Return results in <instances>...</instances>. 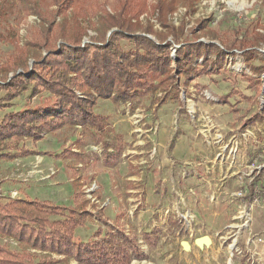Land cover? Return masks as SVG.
<instances>
[{
	"label": "rangeland",
	"instance_id": "rangeland-1",
	"mask_svg": "<svg viewBox=\"0 0 264 264\" xmlns=\"http://www.w3.org/2000/svg\"><path fill=\"white\" fill-rule=\"evenodd\" d=\"M57 1L62 3L0 0V65H7L8 79L23 70L18 67L19 61L23 62L22 50L31 71L35 55L45 56L47 48H60L62 24L65 18L74 19V10H66L69 12H64L65 16L56 17L52 23ZM81 1L89 7V16L79 18L80 26L88 31L82 45L92 44L102 33L109 39L116 30L110 26L111 17L117 13V1L77 3L82 5ZM147 1L148 11L139 20L143 25L151 24L155 31L166 32L158 21L157 1ZM169 21L183 31L180 44L193 41L196 31L201 41L207 42L214 34L219 38L215 41L219 46H230L242 37H255L258 31L264 35V0H199L194 11L179 6ZM201 21L207 22L203 31L198 26ZM169 41L176 42L173 37ZM121 45L126 50L133 46L128 40H122ZM257 48L264 53V43ZM234 53L228 56L229 62L219 74L193 76L188 88L160 87L128 103L100 99L95 111L106 117L102 131L65 125L45 133L43 140L36 143L31 139L21 141L19 146L25 145L30 154L15 160L0 159V202L27 199L73 206L76 189L89 201L92 212L109 208V217L116 220L110 207L117 205L111 200L114 196L129 198L137 191V198L147 202L148 193L155 200L161 199L151 205L149 218L140 216L145 209L142 203L133 211L134 215L123 211L121 218L125 213L129 218L116 223L138 237L140 248L147 255V259L134 260L133 264H264V245H247L251 236L264 238V74L249 68L242 52ZM251 64L263 67L264 57ZM30 95L31 90L13 100L11 108L0 111V120L7 112L49 102V93L33 99ZM77 95L84 97L81 92ZM107 148L116 157L111 161L106 160ZM163 163L168 166H162ZM182 163L200 164V176L184 178ZM94 183L100 187L94 192L95 202L86 196ZM240 187L248 191L255 188L262 198L247 227L243 226L245 221L235 219L239 216L238 205L229 196ZM107 198H111L108 203ZM124 203L125 200L123 206ZM188 208L199 214L191 227L182 222L179 214ZM169 218L170 222H162ZM99 227L104 232L108 230L95 217L76 230V237L79 241H92ZM203 236L212 239L211 245H196V240ZM148 237L157 239L156 243L150 244ZM183 241L191 244L190 251L184 250ZM0 244L12 251H22L12 238L0 237ZM255 253L261 254L260 261ZM35 254L36 264H77L74 260L66 263L55 254Z\"/></svg>",
	"mask_w": 264,
	"mask_h": 264
},
{
	"label": "trees",
	"instance_id": "trees-1",
	"mask_svg": "<svg viewBox=\"0 0 264 264\" xmlns=\"http://www.w3.org/2000/svg\"><path fill=\"white\" fill-rule=\"evenodd\" d=\"M78 1L62 0L59 4L57 1L52 23L56 17L65 16L69 12L66 10H74V19L65 18L62 24L60 48L50 47L45 56L35 55L31 71L22 50L23 62L19 61L18 67L23 70L11 79L7 65H0L3 82L0 94L4 93L0 96V111L11 108L13 100L29 90L30 99L44 92L50 95L46 105L7 112L0 120V159L9 161L30 154L25 145L19 146L21 141L31 139L36 143L43 140L45 133L65 125L102 131L106 117L95 111L100 99L128 103L160 87L188 88L193 76L214 75L224 70L228 56L235 55V50L242 52L249 68L264 74V66L251 64L256 58L264 57V53L257 51L264 43V35L259 31L253 38L242 37L224 47L215 42L219 39L216 35L204 42L194 31L193 41L180 44L183 31L171 26L169 17L181 5L194 11L199 0H156L158 21L166 32L155 31L151 24L143 25L139 20L148 11L147 0H116L117 13L111 17L110 26L116 30L109 39L102 33L92 44L84 45L82 39L88 31L80 26L79 18L89 16V7L83 1L79 5ZM206 23L201 21L198 25L201 31L207 29ZM170 37L176 42L169 41ZM122 40L132 42V48L124 49ZM77 92L84 97H79ZM9 142L13 145H8ZM108 150L106 160L111 161L116 157ZM81 195L75 189L73 206L27 199L0 202V237L12 238L22 248L17 252L0 244V264H36L35 252L59 255L62 261L74 260L77 264H133L134 260L147 259L137 236L109 224L102 210L97 213L89 210V201ZM95 217L104 223L107 232L99 227L92 241H79L76 230ZM147 240L150 244L157 241L149 237Z\"/></svg>",
	"mask_w": 264,
	"mask_h": 264
},
{
	"label": "built area",
	"instance_id": "built-area-1",
	"mask_svg": "<svg viewBox=\"0 0 264 264\" xmlns=\"http://www.w3.org/2000/svg\"><path fill=\"white\" fill-rule=\"evenodd\" d=\"M199 166H201V165L196 164V163H188V164L182 163L181 169L183 170V172H182L183 177L187 178L189 176H200L199 172L197 171V169H198L197 167H199ZM206 171L208 172L209 168H207ZM239 179L242 182L243 177L241 176V177H239ZM99 188L100 187H98L97 183H94L91 188L87 189V192H86L87 195L86 196H88V198L92 199V201L95 202L93 195H95L94 192L96 190L98 191ZM189 190L192 194H196V192L194 191L193 188H190ZM92 192H93V194H92ZM259 192L260 191H258L255 188H253L252 191H248V189L240 187L238 190H236L232 194L231 193L229 194V196L232 198V200L237 202V205H238L237 208L239 209L238 210L239 216L235 217V219L238 220L239 222L245 221L243 226L247 227L249 225V223L252 221L251 215H252L255 207L259 206L262 202V198H261ZM106 203H108V200H106ZM183 204H184V207H186L185 201L183 202ZM179 214H181L180 218L182 219V222L188 227H191L197 221V216L189 208L183 214L179 211ZM178 218H179V216H178ZM239 225H241V224H239ZM251 243L253 245H257V243H259V244L262 243L264 245V238L259 237L257 239V236H251L247 240V245L250 246ZM255 256H257L258 261L261 260V257H260L261 254L260 253H255Z\"/></svg>",
	"mask_w": 264,
	"mask_h": 264
},
{
	"label": "crops",
	"instance_id": "crops-1",
	"mask_svg": "<svg viewBox=\"0 0 264 264\" xmlns=\"http://www.w3.org/2000/svg\"><path fill=\"white\" fill-rule=\"evenodd\" d=\"M167 163H163L162 164V166H168V165H166ZM161 167V166H160ZM230 180V179H229ZM229 180L225 183V185H227V183L229 182ZM226 187V186H225ZM225 189V188H224ZM137 192V191H136ZM135 192V194L134 195H131L129 198H127V197H125V198H117V197H113L112 199L111 198H107V200L108 199H111V200H113V201H116V203H117V205L116 204H114L113 203V205H111L110 204V207H112L113 209V212H111L112 213V216H116V220H114V219H112V218H110L109 217V212H108V209H102L103 210V213H107L106 215H105V218H107V220H108V223L109 224H115V225H117L116 223H118V222H125V219H124V217H126V218H129L128 217V214L127 213H130V214H133V211L140 205V204H142L143 203V208H145L144 209V211L140 214V216H142L144 219H146L147 217L146 216H148V218L150 217V215H152L151 213H152V206L151 205H153L155 202H157L158 200H161V199H158V200H155V199H153V198H155V197H153V196H148V193H147V195H146V198H147V202H143L141 199H139V198H137V194L138 193H136ZM123 200H125V203H124V206H123ZM127 202H130L128 205H127V207H125V205L127 204ZM134 202H136V204H133ZM121 204H122V206H123V208H121ZM115 206H118V207H115ZM107 207V206H106ZM90 210V209H89ZM99 210H101V208H99ZM196 216H198V218H199V214H198V212H195V210L194 209H190ZM123 211H127V213H125V215H124V217L123 218H121V215H123ZM94 213H95V211H93ZM134 215V214H133ZM132 215V216H133ZM170 217H172V215H170ZM214 217V216H213ZM131 218H133L134 219V217H131ZM130 218V220H132ZM164 218V215H162L161 216V219H163ZM173 218H175V217H173ZM211 217H209V219H210ZM135 220H138V219H135ZM134 220V221H135ZM170 218L169 219H165V220H163L162 222L163 223H166V221H169L170 222ZM215 220H216V217H215ZM155 224H157L156 222H155ZM118 226V225H117ZM152 236H155L154 235V233H153V235ZM71 262V261H70Z\"/></svg>",
	"mask_w": 264,
	"mask_h": 264
},
{
	"label": "water",
	"instance_id": "water-1",
	"mask_svg": "<svg viewBox=\"0 0 264 264\" xmlns=\"http://www.w3.org/2000/svg\"><path fill=\"white\" fill-rule=\"evenodd\" d=\"M212 239L209 236H203L201 238H198L196 240V245L199 247H203L204 245H211ZM182 246L185 251H190L191 250V244L187 241H183Z\"/></svg>",
	"mask_w": 264,
	"mask_h": 264
},
{
	"label": "bare ground",
	"instance_id": "bare-ground-1",
	"mask_svg": "<svg viewBox=\"0 0 264 264\" xmlns=\"http://www.w3.org/2000/svg\"><path fill=\"white\" fill-rule=\"evenodd\" d=\"M235 245H233L232 247L234 248Z\"/></svg>",
	"mask_w": 264,
	"mask_h": 264
}]
</instances>
